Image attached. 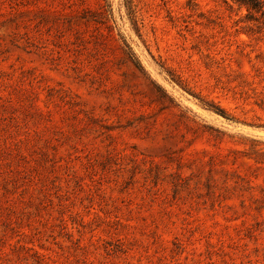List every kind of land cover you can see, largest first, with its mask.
I'll return each mask as SVG.
<instances>
[{"label":"rangeland","instance_id":"374dc122","mask_svg":"<svg viewBox=\"0 0 264 264\" xmlns=\"http://www.w3.org/2000/svg\"><path fill=\"white\" fill-rule=\"evenodd\" d=\"M257 17L0 0V264H264Z\"/></svg>","mask_w":264,"mask_h":264},{"label":"trees","instance_id":"16d2710c","mask_svg":"<svg viewBox=\"0 0 264 264\" xmlns=\"http://www.w3.org/2000/svg\"><path fill=\"white\" fill-rule=\"evenodd\" d=\"M235 3H238L241 7L244 6L248 10V16L251 19L259 20L257 15L260 13L264 16V0H233ZM220 113L225 114V111L222 108L217 107Z\"/></svg>","mask_w":264,"mask_h":264}]
</instances>
